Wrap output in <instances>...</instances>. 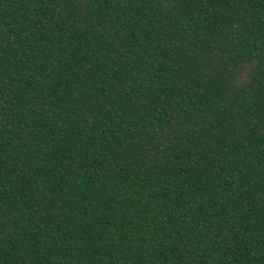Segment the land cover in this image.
Listing matches in <instances>:
<instances>
[{"label":"trees","instance_id":"16d2710c","mask_svg":"<svg viewBox=\"0 0 264 264\" xmlns=\"http://www.w3.org/2000/svg\"><path fill=\"white\" fill-rule=\"evenodd\" d=\"M0 264H264V0H0Z\"/></svg>","mask_w":264,"mask_h":264}]
</instances>
